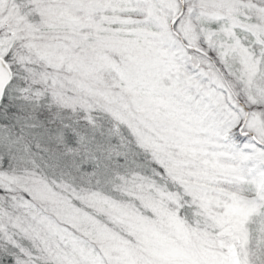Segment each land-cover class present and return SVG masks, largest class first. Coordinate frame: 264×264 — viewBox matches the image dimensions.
I'll list each match as a JSON object with an SVG mask.
<instances>
[{
  "label": "snow or ice",
  "instance_id": "1",
  "mask_svg": "<svg viewBox=\"0 0 264 264\" xmlns=\"http://www.w3.org/2000/svg\"><path fill=\"white\" fill-rule=\"evenodd\" d=\"M0 264H264V0H0Z\"/></svg>",
  "mask_w": 264,
  "mask_h": 264
}]
</instances>
